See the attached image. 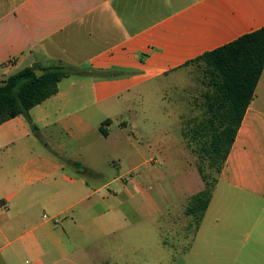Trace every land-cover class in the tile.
Returning <instances> with one entry per match:
<instances>
[{
  "label": "crops",
  "instance_id": "1",
  "mask_svg": "<svg viewBox=\"0 0 264 264\" xmlns=\"http://www.w3.org/2000/svg\"><path fill=\"white\" fill-rule=\"evenodd\" d=\"M263 27L264 0H0V83L34 65L91 79L71 75L28 116L0 124V264H68L130 228L127 184L92 185L68 160L99 175L122 148L105 141L123 95L170 90L178 101L188 62ZM184 255L183 264H264V70Z\"/></svg>",
  "mask_w": 264,
  "mask_h": 264
},
{
  "label": "rangeland",
  "instance_id": "2",
  "mask_svg": "<svg viewBox=\"0 0 264 264\" xmlns=\"http://www.w3.org/2000/svg\"><path fill=\"white\" fill-rule=\"evenodd\" d=\"M192 72L190 86L177 96L178 101L170 90L133 92L118 100L122 103L111 114V136L105 142L122 148L109 161L98 164L102 170L99 175L88 171L83 177L92 185L120 177L116 186L127 184L137 201L135 223L112 242L104 240L77 250L68 264H183L196 231V219L186 210L205 187L199 166L209 179L215 175L192 136L205 116V96L210 90L205 63H194ZM79 80L91 83L88 76L77 73L68 83ZM87 94L91 99L90 91ZM77 170L84 171L69 161L68 173L77 176ZM120 197H127V193ZM74 239L81 245L90 240L81 236Z\"/></svg>",
  "mask_w": 264,
  "mask_h": 264
},
{
  "label": "trees",
  "instance_id": "3",
  "mask_svg": "<svg viewBox=\"0 0 264 264\" xmlns=\"http://www.w3.org/2000/svg\"><path fill=\"white\" fill-rule=\"evenodd\" d=\"M198 62L206 65L210 90L205 96V116L195 127L192 136L200 143V150L209 160L215 175L209 179V175L199 166L205 187L193 197L186 210L187 215L196 219V230L208 208L218 176L263 73L264 27L188 63ZM35 70L44 73L37 76ZM73 73V70L63 66L34 65L11 75L0 85V124L21 115L28 116L32 108L56 95L58 84ZM109 123L106 121L100 127L104 136L108 132L103 125ZM33 130L36 132L37 128L33 126ZM72 164L84 169L83 172L87 174L88 171L79 162Z\"/></svg>",
  "mask_w": 264,
  "mask_h": 264
},
{
  "label": "water",
  "instance_id": "4",
  "mask_svg": "<svg viewBox=\"0 0 264 264\" xmlns=\"http://www.w3.org/2000/svg\"><path fill=\"white\" fill-rule=\"evenodd\" d=\"M35 73L37 76H41L44 72L42 70H35Z\"/></svg>",
  "mask_w": 264,
  "mask_h": 264
}]
</instances>
